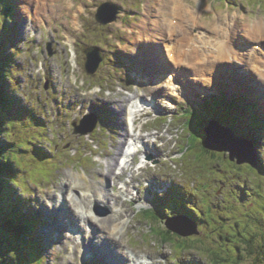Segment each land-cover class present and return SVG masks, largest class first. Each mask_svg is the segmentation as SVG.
Masks as SVG:
<instances>
[{"label": "rangeland", "instance_id": "374dc122", "mask_svg": "<svg viewBox=\"0 0 264 264\" xmlns=\"http://www.w3.org/2000/svg\"><path fill=\"white\" fill-rule=\"evenodd\" d=\"M106 1L119 5L124 13L117 22L103 26L97 22L96 13L98 7ZM157 1L160 2V0ZM69 2L70 5L76 4L74 11L80 13L79 20L73 17L72 13V16L68 18V23L64 21V18L58 19L51 15H46L49 18L39 23V16L35 10L36 1H31L29 9L31 12H29L25 10L23 0H10V4L15 9L18 26L17 35L11 39L14 44L13 49L16 51L13 60H16L15 62L21 67L18 72L14 73L17 85L15 86L12 80L14 89L9 88V90L18 105L24 97L31 98L47 125L44 134L43 128L36 122L32 123L30 129L23 126L19 129L17 137L20 144L25 145L28 139L34 140L39 146L37 148L43 153V157L47 159V167L39 165L43 161H39L36 157V152L39 150L33 145L25 148L32 150L29 154L22 150L16 152V157L20 162L30 161L32 164L25 167V174L21 173L20 168L17 169L19 186L13 185L11 190L16 199L22 202L24 213L37 216L42 221L33 239L43 250V264H81L83 245L75 248L77 243L73 238L68 237L63 243L56 237L61 228H63L62 235L68 236L73 230L66 229L69 226V218L65 217L64 221L60 220V222L57 220L54 205L48 198L49 191L55 190L58 197H63L58 186L60 184L72 186L78 182L84 187L81 194L90 195L92 189L88 186L92 183H102L107 179V161L111 159V156H115L119 149L123 139V127L129 131L128 143L135 137L138 139L141 137L149 142L146 151L154 160V162L150 161L152 166L149 167L152 169L149 170L139 169L137 163L134 167L132 165L130 169H133L134 178L132 171L129 170L122 177L117 174L120 169H116V178L108 186V191L112 196H121L120 206H115L112 211H125L124 220L132 218L135 223V228H131L130 232L125 235L124 251H132L140 256L146 255L151 263L153 262L152 264H159V262L160 264H214L215 260L209 256L208 251L211 247L221 254L216 255V264H235L236 257L241 255H244L241 264H264V253L258 255V250L250 252L246 244L242 246L244 254L240 246L237 249L238 241L242 237L250 240L255 232H263L256 242L264 244V162L255 167H252L251 163L244 164L243 171L238 177L239 172L236 167L239 165L229 160V152L222 153L225 161L221 163H215L216 160L202 162L211 165H204L195 158L189 161L187 157H184L177 162L170 158V154L180 149L179 146L186 140L185 130H190L185 124V118L180 115L188 105L205 111L206 116L202 113L205 122H208L211 119L208 117L215 112L225 114L231 121L237 118L238 120L230 123L228 127L232 128L241 139H244V134L250 133L254 117L263 118L264 123V95L260 92L261 90L264 93V90L261 88L263 85H259L260 80L264 82V78L259 76L257 70L244 72L247 64L245 59L243 60L244 65L232 59L224 67L218 66L219 75L216 80L213 76L217 75V72L214 73L213 70L207 69L208 71L199 76L200 85L191 78L185 77L173 81V75L169 73L172 71L167 72L168 69L167 73L155 74L153 77V71L157 70L147 63L156 58L153 52V49L156 51V47L153 45L157 46V56L161 59L160 62L156 58L154 65L157 66L158 62L160 66H168L164 58H167L164 43L160 40V43L151 44L153 40L148 41L147 35L152 36L153 33L143 29L145 21L148 20L151 24L155 18L148 14L150 5L155 9L154 0H69ZM189 2L198 6L200 14L198 20L207 24L219 13L227 15L230 12H237L242 23L264 18V0H189ZM229 4L236 8H229ZM60 7L65 14L64 5ZM153 13L154 10H151V15ZM19 22H23L24 27H21ZM204 28L207 29L205 26ZM66 35L72 38L73 54H70L65 44L60 41V36ZM49 42L53 43V55L48 50ZM256 44L263 45L259 40L251 42L250 48L247 49L248 55H244V58L252 61V53L259 51L255 48ZM87 45L100 47L106 55L100 71L95 76L88 75L85 70L84 49ZM8 49L7 54L10 55L12 47ZM140 53L145 54L147 59L140 58ZM119 57L124 60L122 63H118ZM114 65L118 67L109 73L107 69ZM101 72L107 76L104 77L105 79L99 78ZM215 82H217L216 86ZM105 85L111 86L110 90L106 93L105 91L98 93L99 86L104 88ZM156 86H162L168 95L150 93V88ZM216 88L219 91L215 92ZM196 92L207 95L197 97L194 95ZM208 93H210L209 96ZM222 93L234 97L232 100L228 96L227 110L224 106L218 105L206 107L213 101L222 102L220 98H215V94L221 95ZM124 97L128 99L124 101ZM155 98H158L157 103L154 101ZM137 99L151 111L142 114V117L139 116L141 120L136 117L140 121V127L146 126L144 133L133 132L132 124L128 122L132 105ZM231 103H234L233 106H230ZM250 103L259 104L262 111L260 116L251 112ZM87 114L97 115L99 122L97 129L103 127V130L98 133L93 132L90 137L78 136L74 133L73 121H80ZM157 116H162L164 119L158 120L156 125L154 122L146 125L147 121ZM218 116L216 114L213 119ZM239 117L242 118L239 119ZM157 136L162 141L156 142ZM262 138L264 140V135ZM98 144L101 147L97 149ZM128 145L125 146L124 152L128 149ZM200 150L201 148L197 149V151ZM261 155L264 158V145ZM141 157V154H138L137 162H140ZM48 159L54 160L49 164ZM227 161H230L233 166ZM39 174H41L40 177ZM46 174H49L48 178ZM26 177L31 179L28 183L30 188L28 193L22 190L23 182H28ZM123 179L133 181V188L130 187L129 192L131 194V192L139 191L138 201L133 203L122 201L126 196L119 194L117 190L121 187ZM153 180L156 181V185H160L164 180L163 189L167 186L169 193L174 192L178 186L182 188L179 185L182 184L186 193L177 190L175 193L186 199L189 206L206 213L205 221L208 225L205 226L200 236L206 243L205 247L200 246L182 251L181 245L184 240L181 241V236L177 234H173L176 242L163 243L157 233V228L165 220L161 218H165L163 214L158 222L142 220V211L138 210V206L143 208L145 207L143 205L150 204L152 194H146L145 188ZM165 181L171 182L165 184ZM243 184L247 187V196L240 190ZM191 189L194 190L193 193ZM164 193L162 192L161 197L156 198V203L158 207L163 208L164 213L173 216L172 209L167 207L172 204V201ZM68 195L69 192H66V196ZM45 202L49 208L48 213L43 210ZM183 208V206H178L176 209L179 211ZM90 209L95 211L99 217L113 214L107 206L99 205L95 200ZM49 213L51 214L48 216ZM136 213L138 215L135 217ZM199 216L201 219L197 222L201 228L202 223H205L203 217ZM194 220L197 219L194 218ZM59 223L61 228L54 226ZM76 233L79 240H82L81 233L78 230ZM223 258L228 261H223Z\"/></svg>", "mask_w": 264, "mask_h": 264}, {"label": "bare ground", "instance_id": "6f19581e", "mask_svg": "<svg viewBox=\"0 0 264 264\" xmlns=\"http://www.w3.org/2000/svg\"><path fill=\"white\" fill-rule=\"evenodd\" d=\"M31 1H36L35 10L39 16V23L43 19L49 18L46 15L64 17L66 14H64V10L60 7L62 4L65 10L70 11L69 15L71 16L73 10L76 8L75 5H70L68 0H23L25 10L29 11ZM154 2L155 9L150 5L148 7V14L150 17L155 16V18L151 24L148 20L145 21L144 28H142L147 32L153 33L152 36L147 35L148 41L153 40L151 44L155 42L160 43V40L164 44L167 43V58H164L168 66H160L158 62L157 66L154 65L156 58L160 62L161 59L157 56V46L153 45L156 47V51L153 49L156 58L152 62L145 61L153 69L156 68L157 71H153L152 73L153 77L155 74L167 73L170 70L172 72L169 73L173 74L176 79L182 77L191 78L200 85L199 76L208 71L207 69H211L214 73L217 72L218 74V66L224 67L232 59L244 65L243 60H246L244 55H248L247 49L250 48L251 42L259 40L263 43L262 47L264 46V18L256 19L253 22L248 20L242 23L239 20L238 13H228L227 15L219 13L216 18L207 24L198 20L200 19L199 8L191 4L189 0H160V2L154 0ZM230 7H234V5H229ZM151 10H154L153 15H151ZM204 36L206 37L204 38ZM173 53H175V56H173ZM169 54L173 59L170 58ZM146 56H149L148 52ZM146 56L145 59H147ZM252 56L254 62H256L255 67L258 66V70H260L259 66H263L264 68V61L261 62V57H264V54L259 55L257 52H253ZM249 64L250 62L247 59L244 72L255 71V67L251 69ZM259 76L264 78V70L259 72ZM260 82L261 84L259 85H263L264 87V82L262 80ZM214 85L216 86L217 82ZM263 87L261 88L264 90ZM243 91L246 90L243 89ZM149 92L157 95L163 93L168 95V92L164 91L162 86L151 87ZM260 92L261 95H264L261 90ZM127 99V97H124V101ZM157 99L155 98V102H157ZM138 106L140 105L138 104L134 107ZM140 111L149 113V110L146 111L142 105ZM133 130L136 129L133 128ZM128 136L129 131L123 127V139L120 142L119 149L116 155L111 156V159L107 161V179L102 183H92L88 186V188L92 189L90 195L81 194V190L84 187L78 182L72 186L60 184L58 190L63 194V197H58L55 190H50L48 195V198L54 205L57 220L59 222L60 220L64 221L65 217L72 219L71 223H69L71 226H68L66 229H77L83 235L84 244L91 256L98 259L101 264L150 263L146 255L140 256L138 253H133L132 251H124V246L126 245L125 235L130 232L131 228H135V223L132 218L124 220L123 215L125 211H112L115 206H120L119 198L121 196H112L108 191L109 183L116 178L115 171L118 167V160L124 152L125 146L128 144ZM244 136L249 141L248 146L251 151L259 156L261 162H264V158H262L260 152L264 145L262 136L251 137L249 134H244ZM137 142L141 141L135 138V143H130V152L125 155L126 158L133 156V150L136 149ZM128 167H130V164ZM177 190L182 191L180 188H177ZM66 192H69L68 196H66ZM119 193L129 197V188L120 187ZM134 197L135 195H133ZM93 200L107 206L113 214L103 217L94 214L90 209ZM122 201L125 202V199H122ZM48 209L45 202L43 210L48 213ZM90 224L95 227L94 230H88V225ZM54 226L61 228L60 223ZM62 229L59 230V238L65 243L68 236H60L63 232Z\"/></svg>", "mask_w": 264, "mask_h": 264}, {"label": "trees", "instance_id": "16d2710c", "mask_svg": "<svg viewBox=\"0 0 264 264\" xmlns=\"http://www.w3.org/2000/svg\"><path fill=\"white\" fill-rule=\"evenodd\" d=\"M7 1L0 0V11L7 5ZM4 40L0 42V264H40L41 261L35 262L40 256V250L33 240L37 222L34 218L25 216L22 202L16 199V196L11 190L13 185L19 186L16 180V171L17 167H21L24 163L19 161L14 151L20 147V144L18 145L17 141L14 142L9 137L11 136L10 129L14 128L17 124L18 114L16 112L20 110L12 100L9 90V88L11 89V85L10 81H7V77L11 79L9 72L12 69L13 62L10 59L12 56H6L4 53L6 46ZM187 122L193 123V119L188 118ZM196 125L202 127V122ZM262 131V127H254L250 132V136L261 137ZM199 134V132L192 134V148L196 146L198 139L200 140ZM202 150L204 155L210 159L221 160L223 157L222 154L207 150L203 147V144ZM238 169L242 168L238 166ZM173 234L171 231H164L160 233V236L166 243L174 242ZM262 235L263 232H255L250 240H246L243 237L239 241L237 239L239 243L237 249L240 246L242 251V246L244 247V244H246L247 250L249 249L250 252L258 250V255L263 254L264 250L262 248H264V244L262 242H256V239ZM180 239L181 241L184 240L182 244L184 250H191L192 248L194 249L205 245V241L202 238L181 237ZM208 251L209 256H212L215 260L214 263H216L217 256L221 254L211 247H209ZM242 253L244 254L245 252L242 251ZM243 258L244 255L238 258L236 257L235 264H241ZM223 261L227 262L228 259L223 258Z\"/></svg>", "mask_w": 264, "mask_h": 264}, {"label": "water", "instance_id": "95a60500", "mask_svg": "<svg viewBox=\"0 0 264 264\" xmlns=\"http://www.w3.org/2000/svg\"><path fill=\"white\" fill-rule=\"evenodd\" d=\"M114 9L110 8V11L106 13L105 8L99 13V20L103 23H109L117 18L118 11L116 7L112 6ZM109 8V7H108ZM100 52L96 49L89 50V62L88 68L90 72H95L98 64L101 61L99 58ZM78 130V129H77ZM82 133H87L88 131L81 129ZM207 137L204 139V147L207 150L225 153L230 152V159L234 161L238 158V163H251L256 164L254 158H252V151L249 148V144L244 140L234 137L231 130L226 129L218 122H213L208 128H206ZM172 230L180 233L183 236H190L196 233V230H187L184 226H169Z\"/></svg>", "mask_w": 264, "mask_h": 264}]
</instances>
